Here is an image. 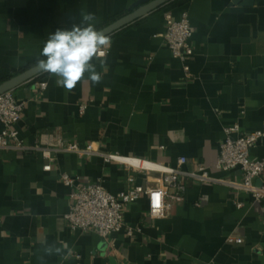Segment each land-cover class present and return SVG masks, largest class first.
<instances>
[{
	"label": "crops",
	"instance_id": "crops-1",
	"mask_svg": "<svg viewBox=\"0 0 264 264\" xmlns=\"http://www.w3.org/2000/svg\"><path fill=\"white\" fill-rule=\"evenodd\" d=\"M136 1L0 0V83L36 65L49 34L79 24L81 10L93 13L100 29ZM233 1L176 0L115 32L99 84L85 78L67 91L45 72L11 91L24 104L16 129L27 146L45 147L56 132L80 146L173 168L184 157L182 171L202 165L217 181L187 180L184 201L159 219L149 217L141 196L125 207L122 230L103 240L68 228L61 174L77 184L100 182L115 197L156 185L158 175L59 152L44 171L40 151H3L0 264H264V201L223 183L240 184L238 170L215 168L226 127L252 133L264 123V0ZM165 12L188 15L189 78L163 39ZM250 155L264 159V138ZM63 244L72 249L68 259L44 254Z\"/></svg>",
	"mask_w": 264,
	"mask_h": 264
},
{
	"label": "built area",
	"instance_id": "built-area-1",
	"mask_svg": "<svg viewBox=\"0 0 264 264\" xmlns=\"http://www.w3.org/2000/svg\"><path fill=\"white\" fill-rule=\"evenodd\" d=\"M165 31L163 39L173 58L182 63L183 72L189 78V60L193 56L190 45L192 30L188 15L183 12L179 19H175L170 12L164 13ZM41 89L45 84L39 85ZM24 104L14 99L10 92L0 95V153L9 150H18L29 153L40 151L48 163L43 166L44 171L51 170L53 157L51 152L70 153L78 157L100 156L106 163H117L126 168L137 170L145 174H156L159 183L146 188L134 186L127 192L115 197L107 192L100 182L77 184L67 174H61L62 184L68 188L69 208L64 215L68 228L72 231L95 232L101 239L106 240L113 233L122 230L124 209L127 205L136 202L145 196L148 203V215L152 219L166 216L174 206L184 201L186 181L196 180L201 183L214 182L202 165L195 171L184 172L181 167L186 164V158L177 161L173 168L158 162L143 160L134 157L120 156L113 153H104L95 150L91 143L80 146L75 142L66 141L59 133L48 135L45 147L39 144L25 145L18 136L16 125L21 120ZM85 104L79 106V114H83ZM264 138V123L259 130L245 133L238 124L224 129V139L220 145L215 168L228 172L238 170L241 183L223 182L235 191L251 196L254 202L264 201V159H253L250 151ZM132 179H129L131 182ZM240 207V204L237 205ZM131 234V231H128ZM232 244H242L239 237H229Z\"/></svg>",
	"mask_w": 264,
	"mask_h": 264
},
{
	"label": "clouds",
	"instance_id": "clouds-1",
	"mask_svg": "<svg viewBox=\"0 0 264 264\" xmlns=\"http://www.w3.org/2000/svg\"><path fill=\"white\" fill-rule=\"evenodd\" d=\"M81 21L70 29L57 28L50 33L37 58V66L56 77L55 83L67 91L73 90L85 78L93 84L102 81L98 70L107 64L108 52L112 46L111 38L96 27L97 17L81 10ZM44 254L58 255L68 259L72 249L67 244L60 247L48 245ZM43 261V256L38 257Z\"/></svg>",
	"mask_w": 264,
	"mask_h": 264
},
{
	"label": "water",
	"instance_id": "water-1",
	"mask_svg": "<svg viewBox=\"0 0 264 264\" xmlns=\"http://www.w3.org/2000/svg\"><path fill=\"white\" fill-rule=\"evenodd\" d=\"M174 0H137L127 10V13L110 24L98 29L111 36L115 32L129 26L141 18L161 9ZM240 0H234L238 3ZM253 0H247L245 5H251ZM45 73L37 64L13 75L0 83V95L13 91L24 83H27Z\"/></svg>",
	"mask_w": 264,
	"mask_h": 264
},
{
	"label": "trees",
	"instance_id": "trees-1",
	"mask_svg": "<svg viewBox=\"0 0 264 264\" xmlns=\"http://www.w3.org/2000/svg\"><path fill=\"white\" fill-rule=\"evenodd\" d=\"M174 1H176V0H174ZM173 2V1H172ZM171 3V2H170ZM108 24H110V23H105V24H103L101 27H104V26H106V25H108ZM37 64V63H36Z\"/></svg>",
	"mask_w": 264,
	"mask_h": 264
}]
</instances>
